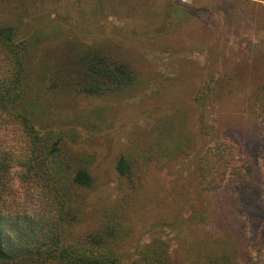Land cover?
<instances>
[{
	"label": "rangeland",
	"instance_id": "rangeland-1",
	"mask_svg": "<svg viewBox=\"0 0 264 264\" xmlns=\"http://www.w3.org/2000/svg\"><path fill=\"white\" fill-rule=\"evenodd\" d=\"M209 1L203 3L217 0ZM198 2L0 0V21L54 12L51 26L64 23L79 39L65 49L58 44L51 65L80 45L135 73L130 84L91 96L64 71L56 90L46 83L28 103L44 131H60L62 156H77L71 164L93 176L78 198L88 195L96 208L118 206L126 256L160 239L172 260L198 261V251L218 252L216 241L225 235L240 248L238 264H264V0L239 2L229 21L219 13L198 20ZM5 61L0 55V77ZM199 93L210 96L203 105ZM30 146L18 125L0 115V157L10 165L4 211L53 230L60 202L52 182L27 171ZM205 151L217 175L227 169L233 183L198 191L208 179ZM121 154L131 162V179L117 173Z\"/></svg>",
	"mask_w": 264,
	"mask_h": 264
},
{
	"label": "trees",
	"instance_id": "trees-1",
	"mask_svg": "<svg viewBox=\"0 0 264 264\" xmlns=\"http://www.w3.org/2000/svg\"><path fill=\"white\" fill-rule=\"evenodd\" d=\"M203 2H198V20L210 13H219L229 21L228 17H232L233 10L243 0H229L228 3L217 0L211 1V5ZM245 2L254 5L252 1ZM54 14L24 12L18 24L0 21V55L6 60L5 75L0 77V115L11 118V122L24 132L31 144L27 171L52 182L51 187L60 202L53 230L37 229L33 222L23 224L9 217L3 206L10 165L6 157H0V264H238L240 248L230 247L231 241L225 235L216 241L218 252H214L215 248L209 252L198 251V261L172 260L168 245L160 239H152L138 246L133 256H126L116 222L118 206L96 208L88 195L78 198L80 190L91 188L93 176L86 167L75 162L71 164V158L75 161L77 156H62L60 131H44L28 103L36 88L42 90L46 83L56 90L58 76L65 74L64 71H69V80L74 81L79 92L91 96L120 89L130 84L136 75L126 62L113 61L104 53L88 51L80 45L74 53L63 51L60 64L51 65L50 55L56 53L58 44L65 49L77 42L74 39H79L77 31H68L64 23L52 27ZM213 93L216 96L217 92ZM205 94H198V104L203 105L210 98ZM198 137L206 143L199 129ZM210 154L206 151L203 154L206 163L202 175L208 179L203 182L206 188L198 189L199 192L216 191L225 181L233 183L234 180L226 178L227 169L217 175L214 160L208 158ZM130 163L129 158L121 154L115 166L120 177L131 179ZM217 212L221 213V209ZM261 228L264 230V218Z\"/></svg>",
	"mask_w": 264,
	"mask_h": 264
}]
</instances>
